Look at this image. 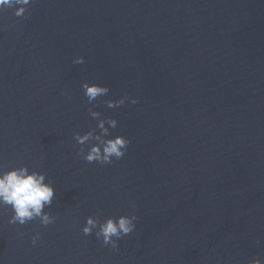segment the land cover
I'll use <instances>...</instances> for the list:
<instances>
[{
	"label": "water",
	"instance_id": "water-1",
	"mask_svg": "<svg viewBox=\"0 0 264 264\" xmlns=\"http://www.w3.org/2000/svg\"><path fill=\"white\" fill-rule=\"evenodd\" d=\"M13 11L0 15V166L44 172L57 219L9 224L0 209V264H264V0ZM85 81L109 88L93 110L130 141L111 164L77 155L73 133L96 125ZM124 95L138 102L103 103ZM131 204L135 229L116 250L82 233L87 216Z\"/></svg>",
	"mask_w": 264,
	"mask_h": 264
},
{
	"label": "clouds",
	"instance_id": "clouds-1",
	"mask_svg": "<svg viewBox=\"0 0 264 264\" xmlns=\"http://www.w3.org/2000/svg\"><path fill=\"white\" fill-rule=\"evenodd\" d=\"M34 0H0V15L6 9H14L16 17H25L27 6ZM26 18V17H25ZM74 64L84 63V57L77 56L72 61ZM83 96L91 107L88 108L89 116L96 120L94 128L80 133L74 132L73 139L79 145L77 155L87 163L95 162L100 165L111 164L113 160H120L124 157L129 139L122 135H111L112 129L117 127V120L111 117H101V113L94 111L96 105L93 103L99 97L109 93L107 86L87 81L81 84ZM61 95L66 93L61 92ZM125 100L135 104L137 99L121 96L116 100H105L103 103L108 108H118L124 105ZM98 129V131H97ZM55 189L51 179H47L42 171L35 168L29 169L26 165L5 169L0 166V209L10 212L9 224L25 225L26 223L38 220L43 226L56 222L57 217L51 215L46 208L51 207ZM133 212L129 215L108 216L100 220L96 216H87L81 231L84 235H95L102 246H108L113 250L118 248V241L131 234L135 229V204H131ZM40 239V233L35 232L30 240L36 245ZM259 243V241H257ZM247 264H262V259L254 258L247 261Z\"/></svg>",
	"mask_w": 264,
	"mask_h": 264
}]
</instances>
